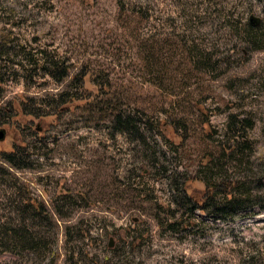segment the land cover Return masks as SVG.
I'll list each match as a JSON object with an SVG mask.
<instances>
[{"label": "rangeland", "instance_id": "1", "mask_svg": "<svg viewBox=\"0 0 264 264\" xmlns=\"http://www.w3.org/2000/svg\"><path fill=\"white\" fill-rule=\"evenodd\" d=\"M0 44V264H264V0H0Z\"/></svg>", "mask_w": 264, "mask_h": 264}, {"label": "trees", "instance_id": "2", "mask_svg": "<svg viewBox=\"0 0 264 264\" xmlns=\"http://www.w3.org/2000/svg\"><path fill=\"white\" fill-rule=\"evenodd\" d=\"M258 21H256L255 25H257ZM253 27V26H252ZM7 44V43H6ZM4 48V45L0 44V55H2V49ZM44 51L41 52L39 55L43 56ZM149 59V62L151 61V57H148L147 60ZM27 64L26 65H30V66H35L37 68H40L41 70L44 71L45 74L51 76L52 78H54L56 81H61L62 79H65L68 76L67 70L65 68H63L62 64H59L58 60H47L45 58H43V62L41 63V65H36L34 64L35 60H27L26 61ZM147 64V62H146ZM70 99L66 102V106L69 105L70 103L74 102V101H78V98H74L73 95L69 96ZM81 100H87L85 99V97H83V99ZM115 99H105L102 102H105L108 104H114L112 103V101H114ZM100 105H102L101 103H99ZM115 106V104H114ZM114 108V107H113ZM131 111V115H138L136 109L131 106L130 108ZM137 118V117H136ZM139 119V118H138ZM112 125H113V129L117 130L118 133H123L125 132H130L131 134H135L136 137L138 136V127L136 126V121L134 120V117H123L120 113L118 114H114L112 116ZM26 146L25 145H20V146H14L13 147V151L10 152H2L0 154V159L6 161L9 165H11L13 168H17V169H25L28 168V164L23 161V159L19 158V155L23 154L25 151ZM232 150H236L235 148H231ZM234 152V151H233ZM233 187V186H232ZM25 207H31L33 209L34 214L36 215H40L41 214V205L34 202L31 203L28 200H23ZM237 204V200L234 199V197L232 195L227 196V200L220 205L218 208L221 211L224 210H229L231 208L234 207V210H237L236 205ZM28 239H20L17 241H27Z\"/></svg>", "mask_w": 264, "mask_h": 264}, {"label": "water", "instance_id": "3", "mask_svg": "<svg viewBox=\"0 0 264 264\" xmlns=\"http://www.w3.org/2000/svg\"><path fill=\"white\" fill-rule=\"evenodd\" d=\"M5 137L4 131L0 130V141H2Z\"/></svg>", "mask_w": 264, "mask_h": 264}]
</instances>
